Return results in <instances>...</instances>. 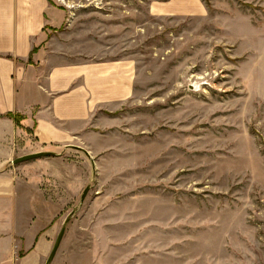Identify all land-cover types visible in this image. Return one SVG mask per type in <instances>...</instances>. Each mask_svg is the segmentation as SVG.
I'll list each match as a JSON object with an SVG mask.
<instances>
[{
    "label": "rangeland",
    "instance_id": "obj_1",
    "mask_svg": "<svg viewBox=\"0 0 264 264\" xmlns=\"http://www.w3.org/2000/svg\"><path fill=\"white\" fill-rule=\"evenodd\" d=\"M49 3L43 44L130 88L0 170V264H45L64 225L51 264H264V0Z\"/></svg>",
    "mask_w": 264,
    "mask_h": 264
},
{
    "label": "crops",
    "instance_id": "obj_2",
    "mask_svg": "<svg viewBox=\"0 0 264 264\" xmlns=\"http://www.w3.org/2000/svg\"><path fill=\"white\" fill-rule=\"evenodd\" d=\"M62 12L49 0H0V170L7 168L4 173L11 171L14 158L27 154V146L37 147L33 152H38L69 145L88 126L99 104L119 98L123 86L130 88L121 84V78L125 82L131 78V68L123 73L122 59L104 60L103 51L90 49V44L85 50L61 51L52 47L54 37L43 44L45 28L57 26ZM9 113L25 117L16 121Z\"/></svg>",
    "mask_w": 264,
    "mask_h": 264
},
{
    "label": "water",
    "instance_id": "obj_3",
    "mask_svg": "<svg viewBox=\"0 0 264 264\" xmlns=\"http://www.w3.org/2000/svg\"><path fill=\"white\" fill-rule=\"evenodd\" d=\"M72 146V145H71ZM86 154H88L87 151H85ZM57 155L56 152L54 151H38V152H32V153H27V154H24V155H21V156H18L16 158L13 159V163H19V162H23V161H27V160H30V159H34V158H39V157H42V156H55ZM89 190V186L86 187V189L84 190L83 192V195H82V198L85 197L87 191ZM65 225L61 228L60 232L58 233L57 237H56V240L54 242V245L52 247V250L50 251V254L49 256L47 257V260L45 262V264H51V262L53 261L56 253H57V250L61 244V241L63 239V236L65 234Z\"/></svg>",
    "mask_w": 264,
    "mask_h": 264
},
{
    "label": "trees",
    "instance_id": "obj_4",
    "mask_svg": "<svg viewBox=\"0 0 264 264\" xmlns=\"http://www.w3.org/2000/svg\"><path fill=\"white\" fill-rule=\"evenodd\" d=\"M9 115L11 117L15 118L16 121H19V118H18L19 115H16V114H13V113H9Z\"/></svg>",
    "mask_w": 264,
    "mask_h": 264
}]
</instances>
